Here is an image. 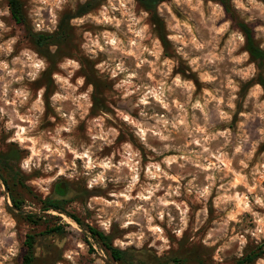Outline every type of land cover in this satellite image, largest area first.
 Listing matches in <instances>:
<instances>
[{
    "label": "rangeland",
    "instance_id": "obj_1",
    "mask_svg": "<svg viewBox=\"0 0 264 264\" xmlns=\"http://www.w3.org/2000/svg\"><path fill=\"white\" fill-rule=\"evenodd\" d=\"M19 1L22 25L0 0V152L17 150L0 169V264H20L26 234L33 264H120L42 211L49 197L135 263L229 264L264 239V98L220 2L160 3L166 50L135 0H101L59 50H39L28 32L55 31L87 0ZM230 7L264 48V0Z\"/></svg>",
    "mask_w": 264,
    "mask_h": 264
},
{
    "label": "trees",
    "instance_id": "obj_2",
    "mask_svg": "<svg viewBox=\"0 0 264 264\" xmlns=\"http://www.w3.org/2000/svg\"><path fill=\"white\" fill-rule=\"evenodd\" d=\"M9 13L12 20L16 24H24L25 16L22 9L21 2L19 0H6ZM101 0H87L86 2L80 4L74 14H65L60 19L57 28L55 31L51 33H32L28 32L33 44L39 50H47L49 46H55L56 50H59L61 45L65 44L70 38V25L69 20L73 17L81 16L86 12L90 11L93 7H95ZM139 6L148 14L149 20L151 24L154 26V29L157 33L158 39L162 45V47L166 50L169 45V41L164 32V25L162 19L157 14V6L167 0H135ZM220 2L225 11L235 19V25L241 32L243 36V48L247 53L250 61H252L257 70V74L254 78V83L258 84L262 90V95L264 98V75H263V67H264V48H262L254 37V33L252 28L245 22L237 19L234 16V13L230 7V0H213ZM57 52V51H56ZM17 153L16 151L12 152H0V169L9 171V167L7 166L11 157H13ZM0 177L3 180L5 187L9 189V185L2 175L0 171ZM59 192L63 194V191L59 189ZM60 195V194H59ZM10 199L13 206L16 209H20L21 202L17 200L14 194L10 193ZM63 198H46L42 202L41 210H54L59 213H64L69 216L72 220H74L78 225L85 226L87 232L105 249V251L109 254V256L120 264H142L138 262H134L132 255L128 250L121 249L112 244L111 236L109 234L104 233L102 230H99L95 227L89 226L87 224H83L81 220L73 215L66 212ZM23 218L29 222H35L36 218L33 214H23ZM62 226L58 225L49 229V232H62ZM24 250L21 256L20 264H33L34 262V246H35V235L26 234L23 242ZM264 254V239L250 250H248L241 257L234 260L229 264H251L257 258L261 257ZM175 262L177 259L174 260ZM157 264H167V263H157ZM194 264H207L200 259H196Z\"/></svg>",
    "mask_w": 264,
    "mask_h": 264
},
{
    "label": "water",
    "instance_id": "obj_3",
    "mask_svg": "<svg viewBox=\"0 0 264 264\" xmlns=\"http://www.w3.org/2000/svg\"><path fill=\"white\" fill-rule=\"evenodd\" d=\"M60 188H61V189H64V188H65V184H64V183H61V184H60Z\"/></svg>",
    "mask_w": 264,
    "mask_h": 264
}]
</instances>
